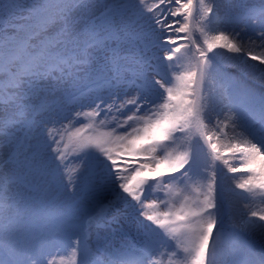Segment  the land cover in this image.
<instances>
[{
  "label": "snow or ice",
  "instance_id": "6c2138e0",
  "mask_svg": "<svg viewBox=\"0 0 264 264\" xmlns=\"http://www.w3.org/2000/svg\"><path fill=\"white\" fill-rule=\"evenodd\" d=\"M0 264H264V0H0Z\"/></svg>",
  "mask_w": 264,
  "mask_h": 264
},
{
  "label": "rangeland",
  "instance_id": "374dc122",
  "mask_svg": "<svg viewBox=\"0 0 264 264\" xmlns=\"http://www.w3.org/2000/svg\"><path fill=\"white\" fill-rule=\"evenodd\" d=\"M218 4H220L221 7H223L227 2L228 0H217ZM65 139L67 140V136H65ZM69 151V154L72 153V148L71 146L69 147L68 149ZM231 183V181H230ZM237 203V206H240L239 202H236ZM234 225H238L239 224V217H235L233 222H232ZM113 230L110 229V228H106V229H103L101 231V234H100V238H106L110 233H112ZM114 234V241L115 242H121L122 244L125 243H129L130 245L133 246V241L131 239V236H127V237H121L120 235L116 234V233H113Z\"/></svg>",
  "mask_w": 264,
  "mask_h": 264
},
{
  "label": "bare ground",
  "instance_id": "6f19581e",
  "mask_svg": "<svg viewBox=\"0 0 264 264\" xmlns=\"http://www.w3.org/2000/svg\"><path fill=\"white\" fill-rule=\"evenodd\" d=\"M114 247H115V246H112V247H110V248H109V250H113V249H114ZM62 254H64V253H62Z\"/></svg>",
  "mask_w": 264,
  "mask_h": 264
}]
</instances>
